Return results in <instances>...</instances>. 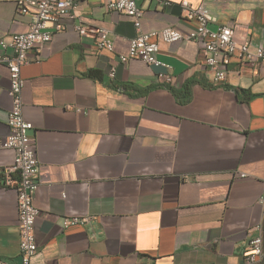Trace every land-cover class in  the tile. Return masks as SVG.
Masks as SVG:
<instances>
[{
	"label": "crops",
	"instance_id": "1",
	"mask_svg": "<svg viewBox=\"0 0 264 264\" xmlns=\"http://www.w3.org/2000/svg\"><path fill=\"white\" fill-rule=\"evenodd\" d=\"M77 1L76 18H64L40 59L31 54L22 67L23 114L40 160L33 264H246L257 224L264 247V62L234 56L218 85L196 41L160 43L169 69L123 63L138 33L131 18L104 0ZM188 1L210 28L228 24L239 42L264 45V0ZM181 2L141 0L142 30L192 29ZM79 21L108 28L114 50L98 49ZM30 22L0 0V37ZM9 87L0 62V137L10 131ZM13 158L0 149V258L19 264L17 191L2 175ZM67 214L92 217L65 228Z\"/></svg>",
	"mask_w": 264,
	"mask_h": 264
},
{
	"label": "built area",
	"instance_id": "2",
	"mask_svg": "<svg viewBox=\"0 0 264 264\" xmlns=\"http://www.w3.org/2000/svg\"><path fill=\"white\" fill-rule=\"evenodd\" d=\"M17 11L31 16L29 29L25 32L14 33L10 38L0 37V62L4 63L10 73L9 94L12 107L9 111L7 124L9 134L0 137V149L14 151L13 162L2 170L4 183L17 191L19 234H20V262L19 264H33V258L38 253L35 224L40 209L35 203V196L39 188L38 174L40 160L33 134L34 124L25 119L23 114V89L25 80L22 67L34 54L40 59L38 52L52 41L54 34L62 27L64 18H76L77 0H13ZM110 11L126 14L133 21L138 33L131 39L129 50L120 54L121 62L139 59L148 64L163 66L170 65L158 58L161 42H179L182 40L196 41L203 45L206 53L205 65L212 84L223 83L228 76L229 64L234 56L243 62H264V45L251 46L250 41L239 42L235 37V29L228 24H221L212 29L209 18L201 8H195L190 1L182 0L184 16L194 22V27L183 31L174 26L151 31L142 30L144 11L140 6L141 0H104ZM161 1V0H160ZM166 4L170 2L165 1ZM76 29L83 35H91L96 40L98 49L114 50V39L110 30L103 26H89L81 21L75 24ZM116 67L110 70L114 76ZM159 77L170 82L173 76L169 71L159 73ZM241 173V176H245ZM264 202V183L259 198ZM90 215L67 214L63 217V227L84 224L90 220ZM257 233L249 240V252L245 257L246 264L260 261L264 255L263 230L261 224L255 226ZM0 264H11L0 258Z\"/></svg>",
	"mask_w": 264,
	"mask_h": 264
},
{
	"label": "trees",
	"instance_id": "3",
	"mask_svg": "<svg viewBox=\"0 0 264 264\" xmlns=\"http://www.w3.org/2000/svg\"><path fill=\"white\" fill-rule=\"evenodd\" d=\"M96 73H97V72H96L95 70H91L89 74H90V75H94V74H96Z\"/></svg>",
	"mask_w": 264,
	"mask_h": 264
}]
</instances>
